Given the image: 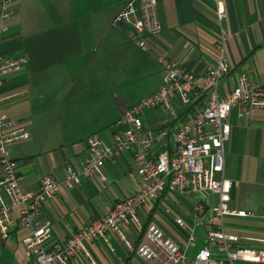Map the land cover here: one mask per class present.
I'll use <instances>...</instances> for the list:
<instances>
[{
    "label": "crops",
    "instance_id": "crops-1",
    "mask_svg": "<svg viewBox=\"0 0 264 264\" xmlns=\"http://www.w3.org/2000/svg\"><path fill=\"white\" fill-rule=\"evenodd\" d=\"M128 1L13 0L5 18H1L0 8V56L25 59L23 70L4 78L0 87L1 112L23 124L29 134L28 139L7 147L8 157L17 163L23 191L36 192L46 173L61 178L63 168L85 154L91 135L106 140L108 129L123 130L113 127L121 113L162 84L164 69L156 61L160 67L156 68L157 85L151 92L140 98L127 95L121 100L117 96V89L130 83L128 76L147 70L148 58L154 63L158 55L175 54L191 73L204 75L216 60L221 26L226 33L224 51L230 70L221 83L220 95L231 90L241 73L253 83L263 81L264 0H156L162 33L150 39L151 54L112 25ZM218 5L225 10L220 24ZM54 108L59 109L58 121L49 130ZM172 110L175 117L168 110L149 109L143 113V124L157 131L187 120L176 97ZM230 125L225 143V176L233 183L228 207L252 216L225 217L224 230L246 238L241 246L255 247L264 215V109H255L243 118L232 114ZM132 171V154L123 152L105 163V181L83 179L72 189L61 188L43 206V216L52 223L46 245L63 242L106 213L109 205L135 193ZM205 200L210 204L216 196H206ZM194 208L192 197L168 187L141 210L139 219L143 229L155 222L179 242L184 241L185 232H192L196 241L187 248L191 258L203 246L206 232L203 224L195 223ZM176 218L184 222V229L175 224ZM26 234L17 229L7 239L0 236V264L25 262L22 238ZM129 236L138 246L142 231L132 226ZM108 241L112 249L103 240L85 243L94 264H159L141 260L111 234ZM71 264L88 263L78 257Z\"/></svg>",
    "mask_w": 264,
    "mask_h": 264
},
{
    "label": "built area",
    "instance_id": "built-area-1",
    "mask_svg": "<svg viewBox=\"0 0 264 264\" xmlns=\"http://www.w3.org/2000/svg\"><path fill=\"white\" fill-rule=\"evenodd\" d=\"M12 1L1 0V18L8 16ZM216 14L220 24L225 17L224 8L218 5ZM112 25L122 29L143 51H150V39L162 33L156 0H129L114 17ZM218 38L216 60L204 75L191 73L175 54L158 55L157 61L164 69L162 84L121 113L113 127H123V130L108 129L106 140L98 134L91 135L79 161L67 164L61 178L54 173L42 175L36 192L21 189L17 163L7 154L8 145L28 139L29 134L23 124L1 112L0 98V236L7 239L17 229L27 231L22 238L26 253L22 264H71L78 257L94 264L85 243L103 240L111 248L109 234L145 262L264 264V215L261 236L254 239L255 247L241 246L246 238L224 230L225 217L252 216L248 211L228 207L233 183L225 176V143L231 133L232 114L243 118L255 109H264V79L253 83L241 73L231 90L221 96V83L230 70L224 51L226 33L221 26ZM24 64L21 56H0V87L4 78L21 72ZM175 97L186 114L185 122L157 131L143 124L145 109L161 108L175 117L172 110ZM128 151L132 154L130 177L136 182V192L109 205L106 213L72 232L63 242L46 245L52 235V223L43 216L44 204L61 188L72 189L83 179L105 181V163ZM168 187L195 200V223L206 228L203 246L191 258L187 248L196 241L192 232H185L184 241L179 242L155 222L143 229L139 219L141 210ZM209 195H215L216 201L207 203L205 197ZM175 224L181 230L185 228L179 218ZM132 226L142 231L138 246H134L129 236Z\"/></svg>",
    "mask_w": 264,
    "mask_h": 264
},
{
    "label": "rangeland",
    "instance_id": "rangeland-1",
    "mask_svg": "<svg viewBox=\"0 0 264 264\" xmlns=\"http://www.w3.org/2000/svg\"><path fill=\"white\" fill-rule=\"evenodd\" d=\"M146 52H147V54L148 53L151 54L150 51H146ZM142 59L143 58H141V60ZM154 61L155 62L152 63V61L148 58V60H146V62L148 64L147 70H145V71L138 70V72L137 73L134 72L131 75V77H129V76L127 77V79L130 81V83L129 84L126 83V86H123V87H120V88L117 89V93L116 94H117V96L120 97L121 100L124 97H127V95H130V98L143 97L144 95H146L149 92H151V90L153 88H155V86L157 85L156 68L158 69V67H160V66H158L159 64L156 62L157 60H154ZM145 97H147V96H145ZM145 97H143V98H145ZM143 98H141V99H143ZM58 110L59 109H57V108L52 109V115L50 117L52 123L50 125V129L49 130H51L52 127L54 125H56V122L58 121V119H55L58 116ZM148 111H149V109H145L144 110V114H146ZM160 115H167V114H163L161 112ZM11 148H14V147H11ZM11 148L9 150H11ZM7 150H8V148H7Z\"/></svg>",
    "mask_w": 264,
    "mask_h": 264
}]
</instances>
